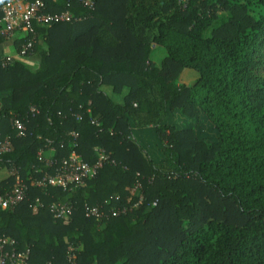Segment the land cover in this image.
<instances>
[{
  "label": "trees",
  "instance_id": "1",
  "mask_svg": "<svg viewBox=\"0 0 264 264\" xmlns=\"http://www.w3.org/2000/svg\"><path fill=\"white\" fill-rule=\"evenodd\" d=\"M40 2L43 13L80 20L36 24L22 56L36 63H0V146L10 142L0 192L13 189L14 174L27 186L23 201L0 210L16 255L26 264H264V80L249 83L264 0H94L93 10ZM30 38L18 32L16 52ZM154 45L166 52L159 65ZM185 69L198 75L191 85L179 82ZM174 112H201L215 139L167 125ZM152 126L160 163L134 136ZM97 149L109 160L82 185L36 184L53 171L46 158L93 163ZM53 202L72 204L71 215L55 219ZM84 204L103 205L106 217H86Z\"/></svg>",
  "mask_w": 264,
  "mask_h": 264
},
{
  "label": "built area",
  "instance_id": "2",
  "mask_svg": "<svg viewBox=\"0 0 264 264\" xmlns=\"http://www.w3.org/2000/svg\"><path fill=\"white\" fill-rule=\"evenodd\" d=\"M82 3L89 10L94 9V0H76ZM2 16L0 18V38L6 40H13L18 32L26 35H31V38L25 43L21 44L17 55L18 57L25 56L32 49L35 25H50L59 21H75L80 20L79 17H73L68 12H60L54 14H48L42 12V3L40 0L33 2H25L23 0H9L1 7ZM14 56L3 55L0 58L2 66H8L13 63ZM31 112H35L36 109L32 107ZM79 118V116L77 117ZM92 123L99 125L96 120H92ZM10 125L12 129L17 131L18 136L24 135V123L16 116L11 117ZM70 135L76 137L75 132H70ZM10 149V142L5 139L0 146V151H8ZM98 156L93 163L83 161L77 157L74 153L70 156V161L61 162L58 164L56 161L46 158L45 161L48 166L53 167L52 172H45L40 180L36 181V184L42 188L48 186L60 187L63 190H71L73 186H79L84 183L85 180L93 178L98 170L104 163L109 160V156L102 150L97 149ZM15 175V186L8 193L0 192V210L7 208H13L18 203L23 201L26 197L27 186L20 181L17 174ZM39 199L35 200L34 208L40 206ZM50 212L55 219H63L71 215L73 206L68 203L53 202L50 206ZM103 205H88L84 204L83 210L86 217H91L97 220L106 217L104 213ZM120 210H112V214H118ZM123 211V210H122ZM15 241L9 237L0 234V264H26V262L19 258L14 251ZM11 247V249H10Z\"/></svg>",
  "mask_w": 264,
  "mask_h": 264
},
{
  "label": "rangeland",
  "instance_id": "3",
  "mask_svg": "<svg viewBox=\"0 0 264 264\" xmlns=\"http://www.w3.org/2000/svg\"><path fill=\"white\" fill-rule=\"evenodd\" d=\"M166 52L163 47L153 46L151 60L154 64L159 65ZM29 64L36 63V58L32 56L25 57ZM197 73L190 69H185L179 76V82L184 85H191L197 79ZM249 81L250 85L255 86V83L259 80H264V39L262 40V46L259 49L257 56L255 57L254 64L250 70ZM256 88V87H255ZM261 93V90L257 91ZM264 96V95H263ZM264 99V98H263ZM115 100L119 101L120 97H115ZM167 125H173L177 128H190L192 129L194 136L197 140L211 141L215 139V132L211 127V124L204 118L201 112H198V116L194 119L188 118L178 112L170 113L165 119ZM134 136L139 145L143 148L148 157L155 163H160L164 160V156L161 153L163 144L157 138L155 133V127L144 128L141 130H134ZM49 151L45 152V155H49ZM2 173H0L1 175Z\"/></svg>",
  "mask_w": 264,
  "mask_h": 264
},
{
  "label": "crops",
  "instance_id": "4",
  "mask_svg": "<svg viewBox=\"0 0 264 264\" xmlns=\"http://www.w3.org/2000/svg\"><path fill=\"white\" fill-rule=\"evenodd\" d=\"M0 52L1 54L12 55L15 59L24 60L23 57H18L15 47L12 44V40L6 41L0 45ZM26 61V60H24ZM6 174L2 173L0 177H4Z\"/></svg>",
  "mask_w": 264,
  "mask_h": 264
}]
</instances>
